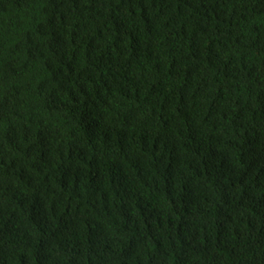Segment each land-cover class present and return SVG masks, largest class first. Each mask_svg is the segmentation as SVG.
<instances>
[{
    "label": "trees",
    "instance_id": "1",
    "mask_svg": "<svg viewBox=\"0 0 264 264\" xmlns=\"http://www.w3.org/2000/svg\"><path fill=\"white\" fill-rule=\"evenodd\" d=\"M0 264H264V0H0Z\"/></svg>",
    "mask_w": 264,
    "mask_h": 264
}]
</instances>
